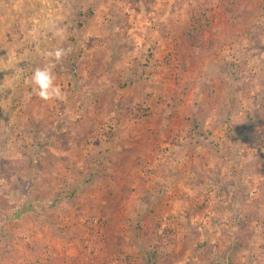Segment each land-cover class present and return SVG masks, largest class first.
<instances>
[{
    "label": "rangeland",
    "instance_id": "rangeland-1",
    "mask_svg": "<svg viewBox=\"0 0 264 264\" xmlns=\"http://www.w3.org/2000/svg\"><path fill=\"white\" fill-rule=\"evenodd\" d=\"M1 250L264 264V0H0Z\"/></svg>",
    "mask_w": 264,
    "mask_h": 264
},
{
    "label": "clouds",
    "instance_id": "clouds-1",
    "mask_svg": "<svg viewBox=\"0 0 264 264\" xmlns=\"http://www.w3.org/2000/svg\"><path fill=\"white\" fill-rule=\"evenodd\" d=\"M65 55V51L56 48L45 53L48 62L42 67H36L31 75L26 79V83L31 87L32 92L44 100L52 98H62V92L59 86L55 84V76L52 66L55 62L60 61ZM15 72V69H13Z\"/></svg>",
    "mask_w": 264,
    "mask_h": 264
},
{
    "label": "crops",
    "instance_id": "crops-1",
    "mask_svg": "<svg viewBox=\"0 0 264 264\" xmlns=\"http://www.w3.org/2000/svg\"><path fill=\"white\" fill-rule=\"evenodd\" d=\"M151 106V105H150ZM152 107V110H153V106ZM99 135L100 133L98 131H95L94 133L92 134H87L86 135V140H85V146H82V149H83V155L85 156L81 161V163H83V166H85L86 168H89L90 170L92 169V161L91 160H88L89 159V154H92L94 155L95 152H98L99 150H97V148L95 147V144L96 142L99 140ZM107 149H110V146L109 148ZM115 148L112 146V150H114ZM120 150V149H119ZM115 153H117L115 151ZM122 153V152H121ZM92 155H90L92 157ZM117 155V154H116ZM125 155V154H123ZM87 157V158H86ZM121 158H124L126 159V156H121ZM79 165H82V164H79ZM95 165V164H93ZM85 174H83L84 178L86 179V175H87V172L88 170H84ZM91 173V172H89ZM90 177V176H89ZM88 179V177H87ZM8 253L6 250H1V258H0V264H24L22 261H19V260H9L8 259ZM49 253V250L47 252H45V257H48ZM46 264V262L44 263Z\"/></svg>",
    "mask_w": 264,
    "mask_h": 264
}]
</instances>
